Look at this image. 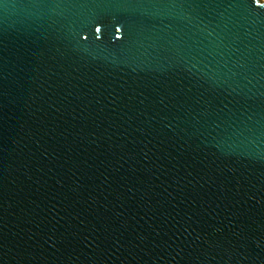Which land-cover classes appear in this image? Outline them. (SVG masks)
I'll list each match as a JSON object with an SVG mask.
<instances>
[{
  "label": "water",
  "instance_id": "1",
  "mask_svg": "<svg viewBox=\"0 0 264 264\" xmlns=\"http://www.w3.org/2000/svg\"><path fill=\"white\" fill-rule=\"evenodd\" d=\"M0 264H264V0H0Z\"/></svg>",
  "mask_w": 264,
  "mask_h": 264
},
{
  "label": "flooded vegetation",
  "instance_id": "2",
  "mask_svg": "<svg viewBox=\"0 0 264 264\" xmlns=\"http://www.w3.org/2000/svg\"><path fill=\"white\" fill-rule=\"evenodd\" d=\"M99 30V28H97Z\"/></svg>",
  "mask_w": 264,
  "mask_h": 264
}]
</instances>
